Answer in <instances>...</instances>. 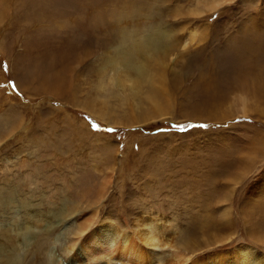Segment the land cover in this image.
I'll list each match as a JSON object with an SVG mask.
<instances>
[{
    "label": "rangeland",
    "instance_id": "rangeland-1",
    "mask_svg": "<svg viewBox=\"0 0 264 264\" xmlns=\"http://www.w3.org/2000/svg\"><path fill=\"white\" fill-rule=\"evenodd\" d=\"M78 217L264 264V0H0V245L71 264Z\"/></svg>",
    "mask_w": 264,
    "mask_h": 264
},
{
    "label": "bare ground",
    "instance_id": "bare-ground-1",
    "mask_svg": "<svg viewBox=\"0 0 264 264\" xmlns=\"http://www.w3.org/2000/svg\"><path fill=\"white\" fill-rule=\"evenodd\" d=\"M212 2H209V4ZM154 37L155 36L149 37L150 43H153L155 39L154 40L152 39ZM158 38L160 37L157 36L156 39ZM140 42L141 41L139 40V44ZM114 80L117 79H112L111 81ZM232 99H235V102L238 103L240 114L246 115L251 97L250 96L248 97L247 94H240V95L237 94ZM251 104H254L258 107V102L256 98L253 99ZM78 218L79 220L77 221L75 228L77 231L73 230L75 231L74 233L75 237L73 236L69 246V250H71L72 253L71 254L72 257L70 258V262H69V263L72 262L71 264H81L82 262L87 263L89 261H92L93 259L97 260L98 259L97 256H100V258H104L105 264H163V260H164V264H180L179 262L180 257L173 258L170 261L169 259H167V255L164 254V252L159 249L160 245L157 237L162 236L161 233L162 231L164 232L163 224H161L159 220L157 224L154 218L150 219L149 221L144 220L147 222L142 223L143 227L141 229L138 230L136 225L129 232L119 233L118 234L119 243L117 244V246L112 247V236L116 230L115 226H113L110 222L105 221L102 222V224L98 225L97 227L95 226L90 228L88 227V230H86V232L83 233L82 227H79V225L81 224L80 220L82 217H78ZM147 219H149V217ZM26 229L23 232H21L22 241H24L26 238V231H27ZM79 237L80 238L82 237L81 240L78 242L77 246H74L75 243H77L76 242L77 238ZM3 247H5L4 244L0 245V254L2 256L5 257V255L7 254H12L13 252L12 250L11 251L6 250L3 249ZM15 252L11 256H7L5 257V259H3L5 260L4 264L15 263L14 262ZM49 253H50L49 255L51 256V259L48 256L49 261L52 264L54 263L57 264L51 252ZM190 264H262V263L258 260V257L256 256V254L252 249L238 248V249H232L230 251H216L214 253L204 255L203 257L191 261Z\"/></svg>",
    "mask_w": 264,
    "mask_h": 264
},
{
    "label": "snow or ice",
    "instance_id": "snow-or-ice-1",
    "mask_svg": "<svg viewBox=\"0 0 264 264\" xmlns=\"http://www.w3.org/2000/svg\"><path fill=\"white\" fill-rule=\"evenodd\" d=\"M95 127V125H93ZM200 127H207V125H200ZM108 131H112L111 129H108Z\"/></svg>",
    "mask_w": 264,
    "mask_h": 264
}]
</instances>
